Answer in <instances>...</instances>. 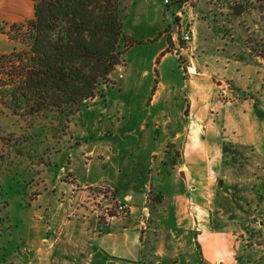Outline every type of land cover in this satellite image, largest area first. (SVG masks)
<instances>
[{"label":"rangeland","instance_id":"rangeland-1","mask_svg":"<svg viewBox=\"0 0 264 264\" xmlns=\"http://www.w3.org/2000/svg\"><path fill=\"white\" fill-rule=\"evenodd\" d=\"M34 3L0 7V55L24 46L9 37L10 27L31 18ZM190 3L182 11L155 0L129 3L124 27L137 43L112 77L115 84L103 97L86 101L65 134L43 127L42 119L16 116L0 102V264H107L112 257L134 255L142 264H158L153 249L135 247L132 241L129 246L116 243L115 232L105 241L98 234V248L93 239L97 225L131 213V203L110 181L118 176L113 165L118 168L126 160L130 178L152 149H159L151 158L155 170L161 159L168 169L182 160L181 147L166 142L189 123L192 90L185 61L191 57L198 73L211 78L195 98L206 101L214 116L220 114L222 164L216 168L220 177L213 184L211 215L214 256L220 264H264V58L251 51L264 40V12L257 8L263 3H250L240 16L231 8L235 0ZM163 8L171 9V15L158 29ZM185 22L196 30L187 52L172 39L182 44L179 31ZM4 89L0 86V93ZM96 141L99 153H114L107 161L104 154H86ZM90 160L91 175L82 178ZM104 175L109 182L99 180ZM150 182L142 190L148 198L141 222L162 229L164 239L180 237L166 228V206L160 203L172 194L173 183L162 178ZM117 200L127 202L129 210L118 212ZM172 251L163 264H188L183 248ZM201 261L194 252L192 264Z\"/></svg>","mask_w":264,"mask_h":264},{"label":"trees","instance_id":"trees-1","mask_svg":"<svg viewBox=\"0 0 264 264\" xmlns=\"http://www.w3.org/2000/svg\"><path fill=\"white\" fill-rule=\"evenodd\" d=\"M190 1L168 5L182 11ZM235 1L231 8L240 16L259 0ZM262 3L257 8L264 12ZM127 14L126 0H35L33 16L10 27L9 37L24 46L0 55V86L6 88L0 102L16 116L42 119L43 127L65 134L84 103L115 84L112 77L137 43L125 31ZM251 51L264 58V40Z\"/></svg>","mask_w":264,"mask_h":264},{"label":"crops","instance_id":"crops-1","mask_svg":"<svg viewBox=\"0 0 264 264\" xmlns=\"http://www.w3.org/2000/svg\"><path fill=\"white\" fill-rule=\"evenodd\" d=\"M30 0H0V7L9 6H22ZM133 0H126L132 3ZM151 1V0H149ZM155 2H163L164 5H168L165 0H155ZM171 9L163 8L159 13L163 24L158 29L164 28V20L171 15ZM174 11V10H172ZM187 25H182V30L186 29ZM190 29L196 32L194 26H190ZM173 43L177 49L187 52L188 50L183 48L185 44H176L175 38ZM181 42V41H180ZM166 56V55H165ZM199 75V76H198ZM188 85L192 92L189 97V123L186 125L183 132L175 133L169 142L181 147L182 160L177 162L171 169L162 168L169 166L166 160H160L161 165L158 164L155 170L154 163L152 164L153 156L159 149H152L149 153V160L145 163L141 170L133 171L132 176L128 177L125 172L130 166L127 161L119 162V167L116 168L113 165V172L118 171L117 179H111L110 181L117 187V194L123 196L125 200H128L132 207L131 213L124 220L118 219L113 224L105 225L101 223L95 228L94 243L96 247L102 243L99 238L112 236L115 232L116 243L121 240L123 244L129 246L130 242L134 246L141 244L143 248H151L155 251L156 255H159V259L156 260L158 264H163L164 257L167 253H172V248L181 247L183 253L186 255V261L188 264H192L191 258L194 252L200 253L202 261L197 264H220V260H216L214 256V248L216 246V239L214 237L215 226L211 222V215L213 213L214 205H216L215 197L216 193H213V184L215 180L220 177L216 171V168L222 164L221 161V149L222 138L220 135V123L216 120L215 116L208 108L207 102L198 100L196 95L200 92L203 86H206V82L210 81V76L206 73H198L197 76L188 74ZM194 97V98H193ZM157 99V96H154ZM152 99L151 102H155L156 99ZM219 118V117H218ZM227 119V116H223ZM222 124V123H221ZM99 141H96L91 145V149L86 151V154L94 155L98 154L100 157L104 154L106 161L114 154L113 152L99 153ZM108 149V148H107ZM119 161V160H118ZM164 164V166H163ZM87 166V165H86ZM93 160L88 163L86 173L82 178L90 177L92 170ZM105 166V165H104ZM105 168V167H104ZM136 168V166H135ZM170 168V167H169ZM153 169V170H152ZM185 177L188 178L187 187L185 186ZM114 178V176H113ZM161 178L165 181L170 180L173 183V190L170 196L165 195V198L160 201L161 204L166 206V215H168L166 228L172 235L178 236L176 238L164 239L161 236L162 229L155 230L154 226L143 224L141 222V216L146 214V202L148 195L145 190L151 184L150 180H158ZM83 180V179H82ZM88 180V179H87ZM99 180L109 182L107 177L101 176ZM224 184V182H223ZM176 185H182L181 188L174 189ZM147 186V187H145ZM164 192V187H161ZM168 197V198H167ZM175 216V222L171 220L172 216ZM192 215V216H190ZM173 219V218H172ZM188 222H187V221ZM93 230V229H92ZM155 230V231H154ZM155 233V235H154ZM168 233V235H170ZM154 236V237H153ZM188 236V237H187ZM98 248V247H97ZM142 252V250H141ZM107 264H142L141 257L137 259L127 257H112L107 260Z\"/></svg>","mask_w":264,"mask_h":264},{"label":"built area","instance_id":"built-area-1","mask_svg":"<svg viewBox=\"0 0 264 264\" xmlns=\"http://www.w3.org/2000/svg\"><path fill=\"white\" fill-rule=\"evenodd\" d=\"M171 0H165L166 3H170ZM181 15V11L178 12ZM181 42L185 44L183 48L189 50V45L194 41L195 33L192 29L186 28L185 30H181ZM185 70L188 74L198 73L197 66L195 65L194 58L191 57L189 61H185ZM116 208L118 212H127L129 210V204L122 200H117Z\"/></svg>","mask_w":264,"mask_h":264}]
</instances>
